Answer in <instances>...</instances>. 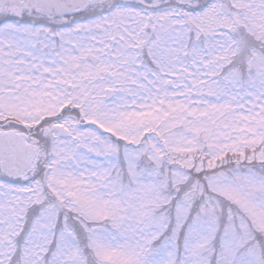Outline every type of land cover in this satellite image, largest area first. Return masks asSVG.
<instances>
[{"label": "snow or ice", "instance_id": "1", "mask_svg": "<svg viewBox=\"0 0 264 264\" xmlns=\"http://www.w3.org/2000/svg\"><path fill=\"white\" fill-rule=\"evenodd\" d=\"M0 264H264V0H0Z\"/></svg>", "mask_w": 264, "mask_h": 264}]
</instances>
